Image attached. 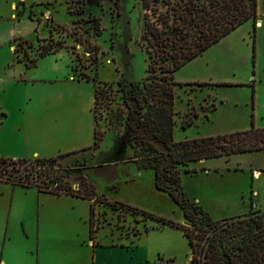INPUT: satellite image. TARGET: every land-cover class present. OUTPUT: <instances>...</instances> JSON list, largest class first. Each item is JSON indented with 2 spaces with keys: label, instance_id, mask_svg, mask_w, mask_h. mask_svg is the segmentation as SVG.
Instances as JSON below:
<instances>
[{
  "label": "rangeland",
  "instance_id": "1",
  "mask_svg": "<svg viewBox=\"0 0 264 264\" xmlns=\"http://www.w3.org/2000/svg\"><path fill=\"white\" fill-rule=\"evenodd\" d=\"M142 13L140 0H0V157L48 158L90 146L93 122L101 135L95 149L60 160L71 188L80 195L81 178L92 196H47L38 218L35 196L14 201L22 225L0 222L5 264L189 263L180 229L157 220L184 224L181 210L153 187L152 171L126 144L119 85L145 75ZM256 21L173 72V140L264 127V0H256ZM49 48L55 51L39 57ZM185 168L179 192L211 220L264 208V151Z\"/></svg>",
  "mask_w": 264,
  "mask_h": 264
},
{
  "label": "trees",
  "instance_id": "2",
  "mask_svg": "<svg viewBox=\"0 0 264 264\" xmlns=\"http://www.w3.org/2000/svg\"><path fill=\"white\" fill-rule=\"evenodd\" d=\"M140 1L144 11L140 47L146 58L145 75L140 83L127 81L119 85L126 144L135 154L138 165L152 171L153 187L168 194L179 207L185 223L175 225L157 220L180 229L190 250L188 264H264V209L213 221L179 192V167L186 172L185 167L191 162L264 151V127L179 141L172 138L173 87L179 84L173 81V72L244 21L251 20L255 24L256 0ZM54 51L49 48L39 57ZM95 104L96 87H93L92 107ZM212 109L210 104L209 111ZM196 116L197 113H192L182 118L181 127L191 125ZM93 124L91 145L79 150L48 158L0 157V182L34 187L53 195L92 196L91 188L85 186L81 178L82 193L79 195V188H71L66 181L67 168L60 160L98 146L101 135ZM110 206L154 218L121 203ZM92 211L89 205V217Z\"/></svg>",
  "mask_w": 264,
  "mask_h": 264
},
{
  "label": "crops",
  "instance_id": "3",
  "mask_svg": "<svg viewBox=\"0 0 264 264\" xmlns=\"http://www.w3.org/2000/svg\"><path fill=\"white\" fill-rule=\"evenodd\" d=\"M255 24H259V22L256 21ZM252 173L254 175H257V171L255 170ZM25 195H29L32 197L35 196L34 199L37 201V218H38V214L40 213L38 207L39 206L41 207L43 201L46 200L45 198L47 196H51L53 198H66V199L69 197L72 200L74 198H77L75 196L66 195V194L53 195L49 193H43L37 191L34 187L23 188L20 186L11 185L9 183L0 182V222L3 221V223H5V227L7 226L9 219L16 220L22 225V219L15 205L16 203L14 204V201L17 202L16 199H21L23 197L25 199ZM258 209H264V208H258ZM0 263L5 264L4 260H2L1 258H0Z\"/></svg>",
  "mask_w": 264,
  "mask_h": 264
}]
</instances>
